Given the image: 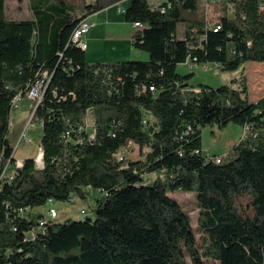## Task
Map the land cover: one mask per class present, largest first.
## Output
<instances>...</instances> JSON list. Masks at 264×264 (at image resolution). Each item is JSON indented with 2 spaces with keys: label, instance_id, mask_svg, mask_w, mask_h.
I'll list each match as a JSON object with an SVG mask.
<instances>
[{
  "label": "trees",
  "instance_id": "16d2710c",
  "mask_svg": "<svg viewBox=\"0 0 264 264\" xmlns=\"http://www.w3.org/2000/svg\"><path fill=\"white\" fill-rule=\"evenodd\" d=\"M28 1L31 18L14 20L0 0V264H264V95L249 99L244 73L219 88L177 73L264 64V0L222 3L215 21L201 0H130L124 21L143 25L131 46L148 60L92 65L72 32L120 0L83 4L80 18L70 0ZM44 73L32 117L43 165L16 166L12 103ZM230 123L239 142L225 158L204 155L202 129ZM131 144L138 157L119 160ZM91 190L94 219L35 212ZM180 192L195 197L196 231L169 195Z\"/></svg>",
  "mask_w": 264,
  "mask_h": 264
},
{
  "label": "rangeland",
  "instance_id": "374dc122",
  "mask_svg": "<svg viewBox=\"0 0 264 264\" xmlns=\"http://www.w3.org/2000/svg\"><path fill=\"white\" fill-rule=\"evenodd\" d=\"M77 9V18L81 17L80 11L83 4H90L94 0H70ZM202 2V0H201ZM203 3V2H202ZM130 5V0L122 4L124 10ZM220 5V4H219ZM210 3L204 6L206 18L215 21L220 14V6ZM5 15L8 19L22 20L31 18V11L28 0H5ZM109 19L108 23L96 25L98 20L103 22L104 19ZM89 19L88 22L93 24L95 30L91 28V34H87V44L89 46L86 52V60L89 64H106L113 62H128L139 61L145 62L148 60V54L142 51L135 50L131 46V41L126 40L127 31L124 26L129 28L131 34H136L139 29L124 21V13H118L117 7L113 5L111 8L105 9L98 13L95 17ZM121 25L119 26V24ZM108 25V26H107ZM181 33L183 25L178 26ZM89 37V38H88ZM95 37V41H92ZM242 68H244L242 70ZM242 68L234 72L216 71L212 68L204 69L197 67L193 71L189 68V63L181 64L177 67V73L185 76L191 73L194 77L190 81V85L194 87L208 86L211 88H219L224 85H229L232 80L239 78L243 73L248 81V96L250 100L258 99L264 95V64L263 63H248ZM28 94V93H27ZM33 101L28 97L22 98L18 103L17 108L13 109L10 114V131L8 140L14 150V159L22 163L27 159H34L40 163V140L42 135L41 125L37 121H32L33 117ZM35 105H37L35 103ZM36 107V106H34ZM32 109V110H31ZM90 121L91 118L88 117ZM243 128L236 124H228L223 129L217 127H205L201 131L202 151L203 154L208 152V155L226 157V154L231 151L243 136ZM128 150V151H127ZM121 151H127L128 157L137 158L139 151L134 145H128ZM147 179L152 180L154 176H149ZM172 198L178 201L185 212L190 217L192 227L196 231L198 221V211L195 207V197L189 193H174L169 194ZM98 194L95 191L88 193L85 199L74 196L73 201L53 202L51 205L57 212L56 222L63 223L68 220L78 221L86 217L94 219V210L96 208V199ZM48 206L37 208L35 212L41 213L45 218H48ZM198 235V234H196Z\"/></svg>",
  "mask_w": 264,
  "mask_h": 264
},
{
  "label": "built area",
  "instance_id": "2783aa9c",
  "mask_svg": "<svg viewBox=\"0 0 264 264\" xmlns=\"http://www.w3.org/2000/svg\"><path fill=\"white\" fill-rule=\"evenodd\" d=\"M125 1H127V0H120L114 4L117 7L118 13H124L125 12V10L122 8V4ZM229 1L230 0H202V2H203L202 4H203V6H208V4H210V3L219 5V4L226 2L229 4L230 3ZM150 4L153 8H158L161 4V1L160 0H150ZM229 9H230V6H229ZM88 20H89L88 17L80 19L78 21L76 27L74 28L72 35H71L72 44L75 45L76 47H78L79 49H81L82 51H86V49H87L86 35L90 31V29L93 27V24L92 23L90 24L88 22ZM133 28L140 30L143 28V25L140 23H134ZM218 30H220V27L216 26L214 28V31L216 32ZM189 68L192 69V68H194V66L189 64ZM204 69H208V68L205 67ZM48 79H49V76L47 75V73L42 74L41 78L29 90V92L27 94L28 99H30L31 101L38 104L43 97V93H44V90L46 89ZM21 99L22 98L20 96H17L14 98L13 103H12L13 109L17 108L18 103L21 101ZM127 151L118 152L117 158L119 160H122V159H124V157H127V155H128ZM206 156L209 157L208 152H206ZM214 161L216 164H219L221 162V158L216 157V158H214ZM20 165H21V163L16 162V166H20ZM6 170H7V168L3 171L0 179L8 177ZM9 179H11L10 176H9ZM52 204H53L52 200H49L47 203V206L49 207V209L47 211L48 218L49 219H56L57 218V212L51 206Z\"/></svg>",
  "mask_w": 264,
  "mask_h": 264
},
{
  "label": "crops",
  "instance_id": "0c3cea01",
  "mask_svg": "<svg viewBox=\"0 0 264 264\" xmlns=\"http://www.w3.org/2000/svg\"><path fill=\"white\" fill-rule=\"evenodd\" d=\"M95 1V0H94ZM93 1V2H94ZM92 2V3H93ZM113 6V5H112ZM112 6H108L107 8H104L103 10H105V9H108V8H111ZM103 10H101V11H103ZM100 11V12H101ZM99 13V12H98ZM98 13H96V14H94V15H91V16H89L88 18L89 19H92L93 20V16L95 17L96 15H98ZM108 21H109V19H108V17H107V19H104L103 20V22H100V20H98V23H96V25H100V24H102V23H108ZM109 24V23H108ZM121 25V23L119 24V26ZM108 26V25H107ZM123 27H124V29L127 31V36H126V40L127 41H131L132 40V38L134 37V35L135 34H131V32L129 31V28H127L126 26H124V25H122ZM133 26V25H132ZM92 30H95V27H92ZM90 31H91V29H90ZM88 32V34H91V32ZM86 37H87V35H86ZM89 38V37H88ZM95 40H97V39H95V37H92V41H95ZM86 42H87V38H86ZM88 49H89V46H88V44H87V49H86V51H85V54H86V52L88 51Z\"/></svg>",
  "mask_w": 264,
  "mask_h": 264
},
{
  "label": "water",
  "instance_id": "95a60500",
  "mask_svg": "<svg viewBox=\"0 0 264 264\" xmlns=\"http://www.w3.org/2000/svg\"><path fill=\"white\" fill-rule=\"evenodd\" d=\"M40 160H41V163H39V162H37V161H36V163H37L39 166H42V165H43V163H42V154L40 155Z\"/></svg>",
  "mask_w": 264,
  "mask_h": 264
},
{
  "label": "bare ground",
  "instance_id": "6f19581e",
  "mask_svg": "<svg viewBox=\"0 0 264 264\" xmlns=\"http://www.w3.org/2000/svg\"><path fill=\"white\" fill-rule=\"evenodd\" d=\"M40 163H41V161H40Z\"/></svg>",
  "mask_w": 264,
  "mask_h": 264
}]
</instances>
